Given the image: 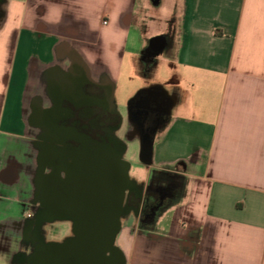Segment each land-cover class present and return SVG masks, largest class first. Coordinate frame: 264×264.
Wrapping results in <instances>:
<instances>
[{"label": "crops", "instance_id": "crops-1", "mask_svg": "<svg viewBox=\"0 0 264 264\" xmlns=\"http://www.w3.org/2000/svg\"><path fill=\"white\" fill-rule=\"evenodd\" d=\"M168 1L6 2L0 264H44L35 253H45L35 221V145L42 130L37 117L53 102V90L87 76L111 86L116 105L127 53L141 56L146 48L141 25L133 24L137 10L151 3L154 27ZM168 4L166 33L154 31L151 39L163 43L152 56L166 54L168 79L143 90L162 87L175 105L154 136L148 176L136 185L145 194L151 174L173 175L182 180L180 195L154 209L147 228L130 211L118 247L125 264H264V0ZM166 187L154 183V191Z\"/></svg>", "mask_w": 264, "mask_h": 264}, {"label": "flooded vegetation", "instance_id": "flooded-vegetation-1", "mask_svg": "<svg viewBox=\"0 0 264 264\" xmlns=\"http://www.w3.org/2000/svg\"><path fill=\"white\" fill-rule=\"evenodd\" d=\"M6 2L0 0V16ZM151 50L149 44L143 51L146 62L152 60ZM52 98L53 102L38 114L42 130L35 145L40 203L34 209L36 216L47 223L70 218L75 204L84 196L83 188L91 183L89 172L98 168L99 160L116 163L114 159L125 148L119 134L124 119L112 100L111 86L83 76L70 87L62 85L54 89ZM167 101L166 97L145 91L132 101L128 138L140 141L141 149L169 122ZM117 168L119 172L118 165ZM181 181L173 175L151 174L145 194L138 186H131L126 205L133 214L140 215L142 228L149 227L156 213L152 212V193L158 194L157 207L161 210L180 195ZM156 182L167 187L154 191ZM111 262L115 263L114 257Z\"/></svg>", "mask_w": 264, "mask_h": 264}, {"label": "water", "instance_id": "water-1", "mask_svg": "<svg viewBox=\"0 0 264 264\" xmlns=\"http://www.w3.org/2000/svg\"><path fill=\"white\" fill-rule=\"evenodd\" d=\"M155 42L156 39L151 40L150 45L152 49L160 48V52L163 46L159 47ZM158 52L155 51V54ZM142 91L166 97L167 114H172L175 101L168 97L166 90L152 86ZM147 145L146 148V145L142 147L140 159L144 165L150 166L153 164L154 138ZM123 154L114 159L119 172L116 163L106 159L103 162L99 160L98 168L89 172L91 183L83 188L84 196L75 204L74 214L66 218L73 221L74 237L64 244L42 243L45 253L35 251L42 263L125 264L122 252L115 243L122 229V219L131 211L126 205L127 191L136 183L130 180V164L122 159ZM35 221L38 230L43 226L44 220L36 217ZM113 257L115 263L111 262Z\"/></svg>", "mask_w": 264, "mask_h": 264}, {"label": "rangeland", "instance_id": "rangeland-1", "mask_svg": "<svg viewBox=\"0 0 264 264\" xmlns=\"http://www.w3.org/2000/svg\"><path fill=\"white\" fill-rule=\"evenodd\" d=\"M168 2L161 11V15L158 17L154 16L156 18V24H154V27H152V4L146 3V10H143L144 6H140V8H138L133 24L134 26L139 24L141 25L140 31L143 33V36L147 38L144 46H149V42L152 39V32L155 31L159 34L158 36L165 35L166 18L169 14ZM157 10L158 9L153 8V13ZM137 31L139 32V30ZM157 44L159 47L163 46V43L157 42L156 45ZM159 49L160 48L155 47V49L153 48L151 51L152 53H155V51L158 52ZM165 56L166 54L161 53L157 56H152V60L150 62H146L143 55L136 56L132 53H127L122 70V78L119 81L116 108L124 119L119 134L122 136V140L126 148V151L124 148L125 152L123 154V158L130 164L129 177L133 183H142L146 179L148 176V166L144 165L140 159L141 142L128 138L130 105L140 94L143 88L152 84V82H166L168 79L170 63L165 60ZM42 225L43 226L39 228L37 232L40 233L39 236L43 240L42 242L47 244H64L74 237L73 221L71 219L55 220L49 223L44 222ZM118 245L119 238H117L115 243L116 247H118Z\"/></svg>", "mask_w": 264, "mask_h": 264}, {"label": "trees", "instance_id": "trees-1", "mask_svg": "<svg viewBox=\"0 0 264 264\" xmlns=\"http://www.w3.org/2000/svg\"><path fill=\"white\" fill-rule=\"evenodd\" d=\"M157 195L158 194H156L155 192L152 193V201H151V203H152V212L158 206V203H157L158 196ZM146 206H148V205H146ZM166 206H168V205H165L161 210H164L166 208Z\"/></svg>", "mask_w": 264, "mask_h": 264}, {"label": "built area", "instance_id": "built-area-1", "mask_svg": "<svg viewBox=\"0 0 264 264\" xmlns=\"http://www.w3.org/2000/svg\"><path fill=\"white\" fill-rule=\"evenodd\" d=\"M105 24H107V22L105 21Z\"/></svg>", "mask_w": 264, "mask_h": 264}]
</instances>
